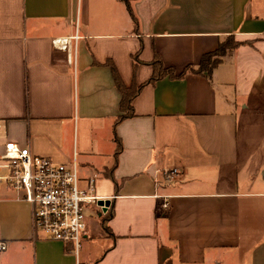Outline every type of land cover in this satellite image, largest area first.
Segmentation results:
<instances>
[{
  "label": "crops",
  "instance_id": "crops-1",
  "mask_svg": "<svg viewBox=\"0 0 264 264\" xmlns=\"http://www.w3.org/2000/svg\"><path fill=\"white\" fill-rule=\"evenodd\" d=\"M131 6L137 23L125 0H0V155L15 143L75 163L106 232L92 251L87 216L83 254L35 231L1 166L0 264H264V0ZM230 35L241 44L195 72ZM155 56L173 74L148 82ZM113 66L145 83L119 122Z\"/></svg>",
  "mask_w": 264,
  "mask_h": 264
},
{
  "label": "built area",
  "instance_id": "built-area-1",
  "mask_svg": "<svg viewBox=\"0 0 264 264\" xmlns=\"http://www.w3.org/2000/svg\"><path fill=\"white\" fill-rule=\"evenodd\" d=\"M53 42L69 52L71 63L76 62L72 38L59 37ZM0 161V167L9 170L8 179L19 197L30 204L33 229L49 239L72 244L77 252L88 231L86 208L101 199L94 194L95 179H90L83 188L75 163H58L15 143L6 144ZM177 171L173 169L167 175L172 176ZM163 205L169 206L167 202ZM6 248L7 243L0 241V250Z\"/></svg>",
  "mask_w": 264,
  "mask_h": 264
},
{
  "label": "trees",
  "instance_id": "trees-1",
  "mask_svg": "<svg viewBox=\"0 0 264 264\" xmlns=\"http://www.w3.org/2000/svg\"><path fill=\"white\" fill-rule=\"evenodd\" d=\"M128 8L130 10L131 15L133 16L134 21L137 23V17L135 13L133 12L132 6H131V0H125ZM241 44V42L237 41L234 36L230 35L226 37L224 40L221 41L219 48L214 51L207 53L203 56L202 61L197 69H193L195 72L198 73H207L210 74L212 70L221 62L223 57L227 55L229 52L233 51L236 47H238ZM136 64V63H135ZM151 64L154 66V73L152 77L148 80V82H153L157 80L160 76L165 75L170 70L167 68H163L164 65L160 59L159 56H155L154 60L151 62ZM171 72V71H170ZM113 73L114 78L116 81L117 86L122 91L123 97L120 104V110L122 114H120L117 118V122L121 121L124 118L131 117L134 115V109L132 105V101L134 97L140 92L142 87L145 85L141 84L139 87L132 85L130 87H126L122 81V78L120 74L118 73L115 66H113ZM173 74V72H171ZM183 75V74H181ZM174 76V75H173ZM116 139L118 140V147L116 150V160L114 163V166L117 164V156L121 152L122 144L120 141V138L116 136ZM111 176H113L111 174ZM113 208L110 207L106 215L103 217V221L105 223L106 220L111 218L113 216Z\"/></svg>",
  "mask_w": 264,
  "mask_h": 264
},
{
  "label": "rangeland",
  "instance_id": "rangeland-1",
  "mask_svg": "<svg viewBox=\"0 0 264 264\" xmlns=\"http://www.w3.org/2000/svg\"><path fill=\"white\" fill-rule=\"evenodd\" d=\"M91 206H92V204L88 205V208H86V215L89 217L88 219L90 220V227H91V230L93 231L91 236H93L92 237L93 239H97L95 247L93 245V248L91 250L92 251L98 250L100 252L102 250V246H104V245L101 242V239L97 238V237L94 238V235H101V234L105 235L106 232H105V229L102 225V218H100L99 216L96 215V213L93 211ZM83 241H82V248L80 251H82V253L84 254V251L86 250V243L83 244ZM90 264H95V263L92 262Z\"/></svg>",
  "mask_w": 264,
  "mask_h": 264
},
{
  "label": "water",
  "instance_id": "water-1",
  "mask_svg": "<svg viewBox=\"0 0 264 264\" xmlns=\"http://www.w3.org/2000/svg\"><path fill=\"white\" fill-rule=\"evenodd\" d=\"M99 204L102 205L104 209H108L110 200H100Z\"/></svg>",
  "mask_w": 264,
  "mask_h": 264
}]
</instances>
